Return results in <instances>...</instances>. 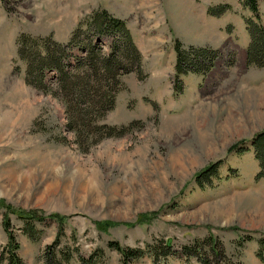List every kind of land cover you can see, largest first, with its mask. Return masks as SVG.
I'll list each match as a JSON object with an SVG mask.
<instances>
[{
  "label": "rangeland",
  "instance_id": "1",
  "mask_svg": "<svg viewBox=\"0 0 264 264\" xmlns=\"http://www.w3.org/2000/svg\"><path fill=\"white\" fill-rule=\"evenodd\" d=\"M103 1L82 6L107 9ZM244 1L145 0L144 19L142 13L137 18L133 0L134 14L123 18L129 31L151 30L162 21L163 43L147 40L142 78L136 72L123 76L125 87L105 116L111 124L136 123L83 151L65 128L62 102L24 81L15 43L21 30L66 36L74 0H0V199L25 211L65 216L60 233L51 218L35 221L31 238L25 222L1 206L0 264H6L3 211L24 264H122L119 250L108 244L114 240L142 249L130 264H183L182 244L207 234L218 237L227 253L241 251V264H264V178L256 176L249 141L264 129V66L246 64L244 17L255 15ZM256 3L264 24V0ZM115 8L127 12L120 4ZM200 12L202 23L227 33L223 40L196 33L192 23L201 28ZM174 38L185 45L224 43L215 68L205 74L211 90L201 88V73L188 72L183 90L173 92ZM111 40L101 37L105 51ZM243 138L244 150L228 151ZM219 158L217 176L198 183L196 173ZM166 241L168 255L153 259V249ZM191 263L200 264L195 258Z\"/></svg>",
  "mask_w": 264,
  "mask_h": 264
},
{
  "label": "trees",
  "instance_id": "2",
  "mask_svg": "<svg viewBox=\"0 0 264 264\" xmlns=\"http://www.w3.org/2000/svg\"><path fill=\"white\" fill-rule=\"evenodd\" d=\"M227 5L225 4V7ZM244 5L255 15L244 17L249 33L246 64L264 66V24L259 20L256 0H245ZM104 35H112L107 51L100 44ZM15 43L17 57L24 62L25 82L62 102L65 128L74 133V140L81 150H88L103 137L122 135L136 123L135 119L127 124H111L105 121L106 114L114 107L118 91L125 87L123 76L136 72L138 77L142 78V54L123 18L100 7L83 15L64 42L55 39L52 33L40 35L20 31ZM173 47L176 52L172 74L174 93L183 90V74L196 72L205 75L223 53L219 47L185 45L178 38H174ZM232 61L231 59L228 64H232ZM48 72H51L50 76H47ZM249 141L258 161L256 176L264 178V129L257 131ZM244 143L245 139H240L233 143L228 151L240 152L245 149ZM222 161V158L216 159L199 170L195 175L197 182L202 184L217 176V166ZM1 206L25 222V228L31 238L35 236L33 223L45 218H51L58 223L59 233L63 229L64 215H45L36 210L25 211L20 207L4 204L0 199ZM1 221L7 234V246L1 260H5L6 264H24L17 252L19 243L13 230L9 228L10 216L7 211L2 212ZM103 223L108 224L106 221ZM243 236L247 239L252 237L251 234ZM108 244L119 250L122 264H130V259L142 253L139 247L121 245L115 240L109 241ZM170 245L169 241H166L164 247L156 245L161 248H154L155 251L153 249V259L160 253L163 256L168 255ZM181 250L184 255L183 264H192L193 258L200 264H241L238 258L241 251L227 253L222 241L212 234L182 244Z\"/></svg>",
  "mask_w": 264,
  "mask_h": 264
},
{
  "label": "crops",
  "instance_id": "3",
  "mask_svg": "<svg viewBox=\"0 0 264 264\" xmlns=\"http://www.w3.org/2000/svg\"><path fill=\"white\" fill-rule=\"evenodd\" d=\"M88 1H92V0H88ZM85 2H87V0H74L73 7H72V9H70V10H73V12H71V14H70L72 16V26H71L72 28H71L70 32L68 34H66V36H61V37H59L56 33H54V31L49 32V33H52V35L55 39L64 42L69 38L72 29L76 26L79 19L82 17L81 15L90 12L88 9H85L82 6V4ZM105 2L107 3L105 6L109 10V12H111L115 16L124 18L125 20L128 19L129 16H132L135 12L133 0H105ZM137 2H138V10L136 13L137 18L139 16V14L142 13V15H144V19H145V0H141L140 3H139V0H137ZM118 4H120L123 8H125V10L128 12V15H127V12H119L115 8L116 5H118ZM130 4H131V6H130ZM97 7H98V3L96 5V7H94V8H97ZM200 13H201V21H200V24H201L203 21H206V16L203 14V12H200ZM157 25L158 26H153L151 30H147L144 28L139 29V27L133 29L129 26L131 28L130 30L132 33V37H133L136 45L138 46V48L140 49L141 54H142V59H141L142 66L144 64V59L150 57V56L146 57L144 54V51H143V46L145 45L147 40L158 41L159 43H163V35L159 34L161 31L162 32L164 31V28L161 27L162 21L159 22ZM192 26L197 29L196 33H198V34L201 33L202 36H210L212 41L217 40L219 38H222V40H223L227 35L226 32H224L223 30L218 28L217 24H215L213 27H210V26H207L206 23H202L201 28H199L198 24L192 23ZM21 31H27V30H21ZM27 32H30V31H27ZM49 33H43V34L35 33V34L46 35ZM230 39H231V37L228 38L229 41H231ZM201 42L204 43V41H199L198 43H201ZM208 44L212 45V46H220L221 49L225 48L223 42L220 45L219 44H212V43H208ZM231 48H235V47H231ZM158 56L161 58L162 54H159ZM244 56H245V53H244ZM156 60L159 61L158 58L156 57V59L154 58L153 63L157 62ZM215 66L208 72V74L215 68ZM154 67L155 66H153V68ZM224 76H226V75H223V78H224ZM201 77H202L201 81L203 84V85H201V88L203 90H204V88L211 90L212 89L211 88V80L212 79L210 78L208 81V80H205V75H201ZM235 80L238 81L237 78H235ZM198 89H200V87Z\"/></svg>",
  "mask_w": 264,
  "mask_h": 264
}]
</instances>
